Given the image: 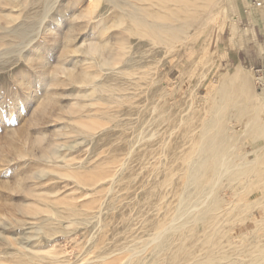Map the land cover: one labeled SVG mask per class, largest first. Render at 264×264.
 Segmentation results:
<instances>
[{
  "label": "rangeland",
  "instance_id": "rangeland-1",
  "mask_svg": "<svg viewBox=\"0 0 264 264\" xmlns=\"http://www.w3.org/2000/svg\"><path fill=\"white\" fill-rule=\"evenodd\" d=\"M208 2L206 9L199 12L194 25L188 27L190 31L187 29L188 33L184 35L186 38L181 37L180 43L178 40L172 44L173 48L170 45L171 49L163 48L152 57L155 62L153 76L156 74V77L152 79L150 90H146L147 95L145 92L140 94L134 104H113L111 107L119 116L117 115L114 121L109 117L96 118L101 124L105 123V126H99L97 131L90 129L89 125H84L90 123L89 117L93 112H86L83 108L90 109L88 105L91 102L80 101L77 96L80 85L69 81L67 70L65 73L62 70L64 67L68 70L73 68L72 71L76 74L85 67L86 62L81 52L66 55L62 45L69 23H73L77 28L74 43L79 44L90 38L87 32L81 29L83 20L75 18L80 10L87 7L88 0H81L77 6L66 10V14L44 32V42L40 44L41 48L32 52L31 61L5 58L7 63L0 65V264L25 261L30 256L37 264H138L150 254L151 249L152 256L146 264H224L225 261V264H264V66L257 68L260 69L257 71L256 68L250 69L235 63L234 58L229 56L231 25L226 15L225 2ZM103 4L101 2V5ZM7 8L8 5L0 0V14H4ZM140 104L143 112L140 111ZM104 105L109 106L103 104L93 108H103ZM134 112L140 114L139 118ZM148 118L149 121L146 122ZM178 119H183V122ZM133 124L134 128L131 126ZM170 124L173 129L175 127L179 130L172 136L171 144L183 141L187 135V131L183 130L186 126H190L188 130L197 132L198 148L202 151L199 158L202 165L199 170L202 173L204 171L198 188H208L213 184L210 188L213 187L215 191L213 189L208 197H202L203 206L200 207L201 210L196 211L197 214L201 211L199 219L196 217L200 214L194 212V215L189 217L194 216L195 222L193 219L189 220L190 222L188 219L182 220L185 224L192 222L190 226L187 224L185 227V238L189 241L184 240L183 243L180 240L181 231L173 229L169 230L170 233L168 231L163 234L160 243L158 242L161 246L155 243L159 249L153 243V248L151 245L148 246L151 249L147 247L149 251L142 249L137 252L140 255H132L129 247L143 245L145 241L141 238L149 232L146 220L154 215L150 209L146 210L145 206L155 202L154 198L147 196L151 185L144 182L146 176L140 179V155L137 153L146 149L150 151L149 147L154 148L157 143L160 144L162 134L167 136L173 130ZM95 131L100 134L90 138V134ZM137 131H143L147 137L142 140L144 144H141V149L140 142L135 145L128 164L119 168L120 166L114 167L115 165L108 163L109 157L120 155L114 148L123 145L133 132ZM152 131L154 136L149 138L148 135ZM121 137L123 140H119ZM67 144L73 148L66 149ZM109 148L112 152L101 159L104 163L99 162V158L103 157L104 151ZM222 151L227 153L226 157ZM222 155L225 159H222ZM214 159L218 162L216 164L223 160V165H219L220 169L222 168L220 176L219 167H216L218 165H212ZM70 163L68 168L83 178L86 177V181L101 177L103 181L98 180L97 184L89 186L92 190L86 186H78L75 178L69 176L70 170L66 164ZM227 165H230L229 170ZM214 170L218 172L215 173ZM107 172H119L110 191ZM66 174L67 176H63ZM211 177L215 178V181H212ZM218 179L221 180L217 181ZM208 181L211 182L206 185ZM227 205L230 209H225L224 206ZM169 207L167 205L165 213L170 214ZM221 209L225 211L221 212ZM208 210L210 211L207 212ZM165 213L163 215L169 216ZM99 216L100 220L97 219ZM186 233H189V236ZM201 233L206 236L201 237ZM197 234L201 237L198 241L195 240ZM210 236L212 238H207ZM259 251L262 252L260 256L257 255ZM128 253L131 258H128ZM108 254L112 256L109 257ZM101 256L102 261L99 259ZM127 258L131 261H127ZM227 259L234 262L228 263Z\"/></svg>",
  "mask_w": 264,
  "mask_h": 264
},
{
  "label": "bare ground",
  "instance_id": "bare-ground-1",
  "mask_svg": "<svg viewBox=\"0 0 264 264\" xmlns=\"http://www.w3.org/2000/svg\"><path fill=\"white\" fill-rule=\"evenodd\" d=\"M79 1H81V0H37L36 2H35V0L34 1L33 0H2L3 4L8 5V8L4 14H0V19L3 20V21L0 20V65L6 62V59H5L6 57H8V58L12 57V59L21 58V60L23 59L26 61H31V58H33L32 57L33 55L31 56V54H33L32 52L34 50H37L38 48H41L40 44L44 42V39L42 37L44 32L46 30L50 29L51 26L53 25V23H57L60 20V18L66 14V12H67L66 10L71 9L74 6H77L79 4ZM208 1L209 0H88L87 7L83 10H80L75 15V18H80L83 20L82 21L83 26L81 29L86 31L87 34L90 36V38L87 39L85 42H81L79 44L74 43V42H76L75 40L77 37V34H76L77 28H75L73 23H69L68 24L69 26L67 29V34H65V36H64V41H63V45H62L64 51L66 52V55H67V53L72 54L73 52H81L83 57H84L83 60L86 62L84 69L82 71H80L79 73H76V74L73 73V71H72L73 68H72V70H68L65 67L62 69L63 72L65 70H67L66 74H67V77L69 78V81L80 85V87L78 86L80 89H79V93L77 95V96H79L80 101L83 102V101L87 100V101L91 102L88 105L91 107L90 109L83 108V110H85L86 112H88V111L93 112V114L90 115V117H89L90 123L84 124V125H86L87 127L89 125L90 129L92 128L93 130H96L99 126L105 124V123L101 124V121H97L96 118L109 117V119H112L111 121H114L116 119V117H118L119 115L117 114V112L115 113L114 112L115 110L111 107L113 104L117 105V106H120V105L122 106L126 103L134 104L137 101V98L141 96L140 94H142L144 92L146 93V90H148L150 85H152L151 83H152L153 77H156V74H154V76H153L155 62L152 59V57H154L156 55V52H158L159 50H162L163 48L171 49V48H169L170 45H172L174 42H177L181 37H185L184 35L187 32V29H189L188 27L189 26L192 27L193 22L195 23L196 17L198 16L199 12L202 11L203 9L205 10L206 7L209 5ZM101 2H103L104 4L101 5ZM208 11H209V8H208ZM207 12H206V14L209 15V13H207ZM201 17L200 18L198 17V18L201 19ZM189 31H190V29H189ZM180 40H182V39H180ZM180 40H179V43H180ZM179 43H175V44L179 45ZM74 45H76V46H74ZM172 48H173V45H172ZM168 52H169V50H168ZM8 60L9 59H7V61ZM8 62H10V61H8ZM62 67H63V65H62ZM55 68H57V67H55ZM20 71H21V69H20ZM17 72H18V70H17ZM17 72L15 74H17ZM55 74H57V73H55ZM88 86L90 88H88ZM149 90H150V88H149ZM146 95H147V93H146ZM113 98H115V99H113ZM145 101H147V97H146ZM81 104H83V103H81ZM103 104H106L109 106L104 105L105 107H103V108H93V106H96V105L101 106ZM140 105H141L140 111L143 112V110H141L142 104H140ZM81 106L83 107L85 105H81ZM130 106H132V105H130ZM135 106L133 105V107H135ZM136 107H138V106H136ZM187 110H189V109H187ZM140 111H138V112H140ZM118 112H120V111H118ZM141 112H140V114H141ZM87 114H89V113H87ZM128 114H130V113H128ZM128 114H125V115L128 116ZM134 114L135 115L138 114V116H136V117L139 118V115H140L139 113L134 112ZM184 114H186V113H184ZM135 115H133V116H135ZM73 116H75V115H73ZM136 117H133V118H136ZM127 118H129V117H127ZM131 118H132V116H131ZM149 118H148V120H146V122L149 121ZM142 119H143V117H142ZM181 120L183 122V119H181ZM181 120H179V121L181 122ZM133 121H131V122L133 123ZM108 122H110V121H108ZM115 122H117V121H115ZM134 123H135V121H134ZM79 125H82V124H79ZM84 125H83V127H84ZM109 125L110 124H108V126ZM178 125L176 127H178ZM131 126H133V128L135 127L134 124ZM173 126H175V125H173ZM202 126H203V124H202ZM102 127H101V129H102ZM170 127L173 129L171 124H170ZM181 127H182V125H181ZM189 128H190V126H186V129H183V130L187 131V135L185 138L183 136L184 139L179 144H177V143L171 144L172 136H174L176 133H178L177 132L178 129H176L174 127V129L171 130V132L167 136L164 135L165 133L162 134V132H161V134L163 135V139L161 138L162 142L160 141L161 142V143L159 142L160 144L157 143L156 146L154 145L155 146L154 148L149 147V149H151L150 151L147 150L144 147L145 146L144 145L143 147L146 150L144 152L137 153L140 155L138 158L139 159L138 164H140V170H139L140 179H141V177L146 176L144 179V182H146L147 184L149 182L151 185L149 187V189L147 190V196L151 197V199L154 198L153 200L155 202L154 203L152 202V204H149L150 203L149 202L148 203L149 206H145L146 210L150 209V211H152L154 213V215L152 216V218L146 220V227L149 229V232L143 238H141L142 241L143 240L145 241L143 243V245L142 246L138 245L140 247H138V246L129 247V249L132 251V255L137 254V252L139 253V251H141L142 249H146V250L148 248L151 249L150 247H148L149 245H151L153 243L158 244V242L161 241L163 234H166V233H168L169 230L172 231L173 229H175L176 231H177V229H178V231L179 230L181 231V232L179 231L180 234H182V237L180 238V240H182L183 243H184V240L189 241L188 239L185 238V231L187 230L185 227L187 226V224L191 225L192 222L185 224L184 223L185 221L182 222V220L188 219V221H189V220L193 219V221L195 222L194 216L192 218H190L189 216L194 215V212L199 211L200 207L203 206V205H201V202H204V200H202V197H206V196L208 197V195H210L212 190L214 189L213 187L210 188V186H212L213 184L210 186L208 185L209 186L208 188H206V187L198 188V185L200 183L199 180L201 179L202 174L204 175V171L202 170L203 171V173H202L201 170H199L200 165H202L201 159H199L200 153L202 151H200L201 150L200 147L198 148V146H199L198 138L199 137L197 135V132L195 133L194 132L195 130L193 131V129L188 130ZM131 129H132V127H131ZM202 129H203V127H202ZM202 129H200V131H202ZM77 131H79V130H77ZM86 131H88V129ZM96 131L94 133L90 134L92 136L90 138H94L98 134H100V133L97 134ZM132 131H134V130H132ZM153 131L149 133V135H148L149 138L154 136ZM158 132H159V130H158ZM204 132L202 135H204ZM207 132H209V130H207ZM86 133H84V134H86ZM147 133H148V131H147ZM181 133H183V131ZM157 134L158 133H156V135ZM145 135L146 134L143 131L133 132L132 136L130 135L131 137L129 138V140H127L126 142L124 140L125 143L123 145H121L120 147L116 146L117 148H114V151H116V150L119 151L120 155H115L116 157L115 156L109 157L108 163L115 165L114 167L120 166L119 168H124V166H126L128 164L127 162L129 161V158L133 154V149H134L135 145L136 146H137V144L139 145V142H140V145L144 144V142L142 140H145L144 138L147 137V135L146 136ZM206 136L207 135H205V137ZM122 138L123 137L119 138V140ZM126 139H128V138H126ZM201 139H202V137H201ZM200 143H201V141H200ZM68 145L69 144H67V146ZM64 146H63V148H64ZM113 146H115V145H113ZM60 147H62V146H60ZM70 148H73V147L68 146L66 149H70ZM141 148H142V145H141L140 149ZM111 150H112L111 148L106 149L104 151L105 155L103 157L99 158V162L101 161V159L107 157V155L110 152H112ZM202 150L204 151V149H202ZM138 151H139V148H138ZM214 151H212V152H214ZM50 153H51V151H50ZM215 153H217V152H215ZM226 154L224 153L223 155L225 156ZM212 155H214V153ZM224 156L222 159H225ZM217 157H218V155H217ZM233 157H235V156H233ZM211 158L213 159V157H211ZM215 159H216V157H215ZM215 159L212 161L213 166H214V163L215 164L218 163V162H215ZM68 160H70V159H68ZM96 161H98V160H96ZM221 161L223 162V160H221ZM237 161H238V159H237ZM70 162H72V161H70ZM203 162H205V161H203ZM64 163H66V162H64ZM68 163H69V161H68ZM102 163H104V162H102ZM221 163L216 164L218 166H216V165L215 166L219 167V165H223ZM228 164L231 165V163H228ZM244 164H245V162H244ZM66 165L68 168L71 166V163H70V165L69 164H66ZM210 165H211V163H210ZM212 165H211V167H212ZM224 165H226V164H224ZM230 165L229 166L227 165L228 170H229ZM64 167L66 168V166H64ZM206 167H209V166L206 165ZM216 167L215 168L213 167V169H216ZM208 169H210V168H208ZM69 170H68L69 176H72L73 177L72 179L75 178L77 185L78 186L80 185V187H82V186L83 187L84 186H86V187L94 186L95 183L97 184L98 180L103 179L101 177V179L96 178L94 180L92 179V180L86 181L85 180L86 177L83 178V176H81L79 173L73 172V170H71V169H69ZM115 170H117V169H115ZM220 170L222 171V168L220 169V167H219V170H218L219 172L215 171V170L214 171H215V173L218 172V175H219L222 173V172L220 173ZM228 170H226V171H228ZM205 172H206V170H205ZM235 172H237V171L235 170ZM118 173L119 172H112V173L107 172V174H106L107 179H108L107 181L110 180L109 185H111L108 188L109 191L112 189V184L115 181V179L118 177ZM232 173H234V172H232ZM136 175H138V173ZM209 175L210 174H208V176ZM215 175H217V174H215ZM63 176H67V174L63 175ZM213 177H211V178H213ZM221 177H222V175H221ZM215 178H216V176H215ZM215 178H213L212 181ZM204 180H205V178H204ZM220 180L218 179L217 181H220ZM217 181H216V183L215 182L214 183L217 184ZM129 182H130V180H129ZM210 182L211 181H208L206 183V185ZM203 184H205V183H203ZM92 188L94 189V187H92ZM143 188H144V185H143ZM246 188H247V186H246ZM89 189H91V187H89ZM141 190H142V187H141ZM109 191H107L108 194H109ZM213 191H215V189ZM126 192H127V190H126ZM28 193H30V192H28ZM213 194H214V192H213ZM106 195H107V193H106ZM121 197H122V195H121ZM235 197H237V196L235 195ZM210 198L211 197H209V200H210ZM144 199H143V201H144ZM203 199L206 200V198H203ZM147 201H149V199H147ZM222 201H224V200H222ZM138 202H139V200H138ZM205 202H207V201H205ZM129 203H130V201H129ZM148 204H146V205H148ZM202 204H204V203H202ZM232 204L233 203H231V206H232ZM136 205H138V204H136ZM167 205L171 207V208L169 207L171 209V211H169L170 214L167 212L169 216L163 215V213H165L164 211L167 209ZM142 206H143V204H142ZM207 206H208V204H207ZM228 206L229 205L224 206L225 209ZM233 208H232V210H235ZM117 209H118V207H117ZM210 210H208L207 212H209ZM223 210L221 209V212ZM218 211H216V212H218ZM134 212H135V208H134ZM203 212H204V210H203ZM212 212H210V213H212ZM167 213H165V214H167ZM197 213L198 212H196V214ZM199 214H197V215H199L198 217H196L197 215L195 216L198 219H199V217H201V211ZM204 214H207V213H204ZM216 214L217 213H215V215ZM215 215H213V216H215ZM163 216H165V217L163 218ZM202 216H203V213H202ZM126 217L127 216H125V218ZM97 219L100 220V216ZM142 220H143V217H142ZM194 222H193V224H195ZM131 223H132V221H131ZM99 224H100V222H99ZM218 224L219 223H217V226H218ZM142 226H144V225H142ZM213 227H215V226H213ZM126 228H128V227H126ZM133 228L134 227H132V229ZM181 228H183V229H181ZM214 229L216 230V228H214ZM170 231H169V233H170ZM122 232H123V230H122ZM215 232H217V231H215ZM214 233H212V234H214ZM220 233H222V232H220ZM186 234H188V236H189V233H186ZM177 235H179V234H177ZM204 235L205 234H202L201 237L204 238ZM211 236L207 237V238H212ZM219 236L221 237V235H219ZM201 237L198 236V234H197V236H195V240L198 241L199 239H201ZM213 237H215V236L213 235ZM178 238H179V236H178ZM216 238H217V236H216ZM176 239H177V236H176L175 240ZM221 239L223 240V237H221ZM175 240H174V242L177 243ZM180 240H178V243ZM138 241H140V240H138ZM196 241H195V243H196ZM208 241L211 242V240H208ZM133 242H135V241H133ZM164 242H165V240H164ZM174 242H172V243H174ZM169 243L171 244V242H169ZM192 243H193V241H192ZM135 244H138V243H135ZM156 244L154 246H157ZM215 244L217 245V243H215ZM127 245H129V243ZM130 245H132V242H130ZM158 245H160V244H158ZM257 245H258V242H257ZM211 246H212V244H211ZM151 247L153 248V245H151ZM163 247H161V248L164 249L165 247L164 248ZM171 247H172L171 248V250H172L173 246H171ZM186 247L187 246H185V248ZM217 247H218V245H217ZM262 247H264V246H262ZM25 248L26 247H24V249ZM156 248L159 249L160 247L157 246ZM179 248H180V246H179ZM125 249L126 248H124V250ZM129 249H127V250H129ZM149 249H148V251H149ZM155 249H154V251H155ZM151 250L153 251V249H151ZM19 251H21V250H19ZM174 251H176V250L174 249ZM190 251H192V250H190ZM151 252H150V254H148V256H145L141 260V262L138 264H146L147 260H149V258L152 256ZM172 252H173V250H172ZM113 253H115V252H113ZM140 253H143V252H140ZM129 254L130 253H128V258H131V256L129 257ZM143 254L145 255V253H143ZM259 254L262 255V252L259 251V253L257 255H259ZM138 255H140V254H137V256ZM207 255L208 254L206 253V256ZM107 256H109V254ZM110 256H112V255H110ZM168 256H169V254H168ZM254 256H256V254H254ZM103 257H104V254H103ZM210 257H212V256H210ZM101 258H102V256L99 259H101ZM222 258H224V255L222 256ZM222 258H221V262L223 261ZM249 258H250V256H249ZM257 258L259 259V257H257ZM96 259H98V258H96ZM167 259H169V258H167ZM216 259H219V258H216ZM230 259L229 260L227 259L228 263L234 262ZM33 260H34V258L32 256H30V257H28V259H25V261L18 260L17 262H14L12 264H37V262L35 263V262H33ZM105 260H108V259L105 258ZM129 260L130 259H128L127 261H129ZM101 261H102V259H101ZM254 261H256V260H254ZM226 262L227 261H225L224 264ZM170 263H172V262H170ZM238 263H239V260H238ZM256 263H257V261H256ZM119 264H120V262H119ZM128 264H129V262H128ZM150 264H152V262ZM188 264H191V262H189ZM194 264H198V263L196 262ZM201 264H203V263H201ZM244 264H245V262H244Z\"/></svg>",
  "mask_w": 264,
  "mask_h": 264
},
{
  "label": "crops",
  "instance_id": "crops-1",
  "mask_svg": "<svg viewBox=\"0 0 264 264\" xmlns=\"http://www.w3.org/2000/svg\"><path fill=\"white\" fill-rule=\"evenodd\" d=\"M224 2L231 25L229 56L235 63L250 69L264 66V0Z\"/></svg>",
  "mask_w": 264,
  "mask_h": 264
},
{
  "label": "built area",
  "instance_id": "built-area-1",
  "mask_svg": "<svg viewBox=\"0 0 264 264\" xmlns=\"http://www.w3.org/2000/svg\"><path fill=\"white\" fill-rule=\"evenodd\" d=\"M262 69L264 70V68L262 67ZM257 71H259L260 69H256Z\"/></svg>",
  "mask_w": 264,
  "mask_h": 264
}]
</instances>
